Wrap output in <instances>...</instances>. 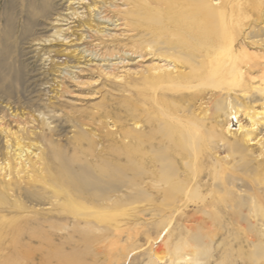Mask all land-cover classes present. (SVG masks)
<instances>
[{
  "label": "bare ground",
  "instance_id": "bare-ground-1",
  "mask_svg": "<svg viewBox=\"0 0 264 264\" xmlns=\"http://www.w3.org/2000/svg\"><path fill=\"white\" fill-rule=\"evenodd\" d=\"M61 1L24 0L18 36L22 45L27 44L33 29L46 28L45 21L60 9ZM117 1L120 4L115 3L117 9L108 16L116 18V30L108 38L122 43L124 52L141 58L151 54L165 62H151L144 69L145 85L151 95L143 104L123 101L125 117L102 111L90 117L97 121L91 128L75 126L73 134L66 138L80 147L83 157L69 159L52 144L45 167L44 158L37 153L38 175L28 174L24 187L16 188L11 179L5 180L11 175L7 171L3 173L9 170V164L0 165V264H88L91 254L101 253L110 260L119 249L121 217L128 213L122 211V206L136 204L138 200L160 201L164 208L161 211L170 222L177 216H185L187 224L177 230L184 240L173 252L187 251L179 254L177 263L202 264L188 255L225 248L227 245L217 243V239L226 232L221 228L226 220L239 234V246H252L256 250V263L264 264V163L259 168L258 163L256 168H250V160L243 161L247 149L238 141L224 143L229 155L220 159L213 156L216 143L224 141L229 133L228 129L222 131L216 126V115L227 103L224 105L212 98L214 94L209 101L202 102L204 96L201 98L205 90L227 89L224 66L219 67V62L226 55L234 57V54L235 61L239 62L233 50L236 34L242 31L251 15L256 17L254 21L263 17L264 0ZM8 6L12 9L13 1L9 0ZM15 19L13 14L5 17L4 50L9 49L5 41L14 33ZM94 29L102 32L98 27ZM261 38L264 39V33ZM96 45L105 48L106 44L100 41ZM128 71H122L124 75L112 74L120 80ZM261 73L264 92V72ZM167 91L177 92L183 104L165 101ZM194 101L199 102L196 109L191 107ZM31 102L27 98L21 103ZM147 105H151L150 111ZM13 107L16 109V105ZM232 110L239 113L238 109L232 107ZM253 115L254 119L261 117L264 121L263 109L253 111ZM108 117L113 124L101 134V126L107 124ZM142 117L148 130H137L142 126ZM128 121L133 122L131 127ZM57 127L65 135L71 131L63 124ZM97 136L105 142L98 153L83 152V145H97ZM16 142L19 167L15 172L19 173L32 146L26 145L23 149L21 142ZM103 152L108 158L103 157ZM231 153L239 157L234 161L241 174L237 180L243 183L237 188L236 198L232 197L230 179L226 178L235 167L230 168V162L226 161ZM259 155L264 156V151ZM243 180L249 183L248 187ZM122 187L132 192L124 191L122 197L117 194ZM16 189L19 190L17 197ZM204 191H208L207 195ZM191 205L194 206L192 214L183 211ZM151 259L152 264L161 263L157 251H153Z\"/></svg>",
  "mask_w": 264,
  "mask_h": 264
},
{
  "label": "rangeland",
  "instance_id": "rangeland-1",
  "mask_svg": "<svg viewBox=\"0 0 264 264\" xmlns=\"http://www.w3.org/2000/svg\"><path fill=\"white\" fill-rule=\"evenodd\" d=\"M11 1H13L12 9L8 6L9 0H0V165L9 164V170L3 173L11 175L6 176L5 180L11 179V184L18 188L20 185L25 186L29 175H38L36 157L38 154L44 158V166H47L52 144L63 156L67 154L69 159L83 157L82 152L79 151L80 147L70 143L66 136L72 135L78 124L84 125L83 128L87 129L94 126L97 121L90 117L97 115L98 112L109 111L113 116L125 117L126 109L123 101L128 100L135 105L146 103L151 94L145 85L144 69L152 63L165 62L151 54L141 58L136 54L124 52L122 43L108 38V34H113L116 30V18L108 16L112 15L113 9H117L114 8V4H120L117 0L105 4L102 0H62L60 9L45 21L46 28L42 31L33 29L26 45H22L18 37L23 22L21 10L24 0ZM121 7L123 8V6L119 8L122 9ZM9 14L15 16L16 26L13 35L5 41L10 50H4L2 32L5 17ZM255 18L251 15L242 31L236 34L233 50L237 53L239 62L235 61V54L234 57L226 55V58L221 59L223 62H219V67L224 66L226 73L224 81L227 89L205 90L201 96V98L204 96L202 102L209 101L214 94L217 97L213 95L212 98L221 100L224 105L227 103L216 115L218 119L216 126L222 131L228 129L229 133L226 134L224 141L216 143L217 148L213 149V156L220 159L224 155H229L224 143L238 141L247 149L243 161L249 163L250 160V168H256L258 164L259 168L264 163V156L259 155L264 151V121L261 117L254 119L253 115L255 110H264L262 105L264 92L261 91L262 84H260L261 72H264V39L261 38L264 33V15L257 21H254ZM96 27L102 29V32H95ZM100 41L106 44L105 48H102L103 45L95 46ZM124 70H129V73L123 76V79L113 77L112 73H121ZM136 70L141 71V74H133ZM124 73L122 72L123 75ZM167 94L165 101L183 104V101L178 99L177 92L167 91ZM27 98L32 102L28 105L21 103ZM142 99L146 101L143 102ZM13 104L16 105V109ZM198 104V101H194L191 107L196 109ZM232 107L238 109L239 113H235ZM146 109L150 111L151 105H147ZM106 121L107 124L101 126V134L113 124L112 118L108 117ZM127 123L131 127L133 122ZM58 124L66 126L71 130L70 133H66L67 135L61 133L57 129ZM140 124L142 126L137 130H148L144 117L140 120ZM96 138L99 140L97 145L92 147L83 145V152L98 153L105 142L103 143L98 136ZM16 141L21 142L19 143L23 149L32 146L29 149L30 155L27 152L24 157L27 159L20 166L19 173L15 172L19 167L16 159V152L19 151ZM102 155L108 158L104 152ZM236 158L232 154L226 160L230 162V168L235 165L226 176L228 180L230 179L229 187L233 198L237 197L239 185H243L237 180L241 174L240 169H236L237 163L234 161L239 159L238 155ZM222 176L221 178H224ZM244 183L247 186L248 182L244 181ZM124 191L132 192L131 189L122 187L117 194L123 197ZM207 192L204 191V194L207 195ZM14 193L17 197L19 190L16 189ZM149 202L138 200L136 204L123 205L122 211L128 213L121 217V235L116 255L108 260L104 253L91 254L88 256L92 259L89 258L86 262L88 264H152V253L157 251L161 258L160 264H193L189 261L177 263L176 258L179 254H185L187 250H181L182 252L177 254L173 252L175 247L183 243L184 239L177 230L187 224L185 216H177L174 221L172 220L173 222H170L161 211L163 205L160 201ZM40 207H43V204ZM180 209L183 210V207ZM193 210L194 206L191 205L183 211L192 214ZM167 228L174 231H168ZM221 228L226 232L217 239V243L222 242L227 245L225 248L196 252L194 255L189 254L188 257H195L202 264H260L255 261L256 250L252 246H239V234L232 230L234 228L226 220L222 222Z\"/></svg>",
  "mask_w": 264,
  "mask_h": 264
}]
</instances>
